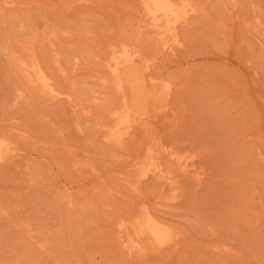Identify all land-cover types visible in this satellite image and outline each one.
Wrapping results in <instances>:
<instances>
[{
    "label": "rangeland",
    "instance_id": "rangeland-1",
    "mask_svg": "<svg viewBox=\"0 0 264 264\" xmlns=\"http://www.w3.org/2000/svg\"><path fill=\"white\" fill-rule=\"evenodd\" d=\"M188 1L171 53L140 0H0V133L17 148L0 164V264H264V0ZM126 43L171 91L118 141L106 61ZM31 56L60 96L27 82ZM150 135L168 178L141 176ZM144 209L174 239L129 254L117 224Z\"/></svg>",
    "mask_w": 264,
    "mask_h": 264
},
{
    "label": "bare ground",
    "instance_id": "bare-ground-1",
    "mask_svg": "<svg viewBox=\"0 0 264 264\" xmlns=\"http://www.w3.org/2000/svg\"><path fill=\"white\" fill-rule=\"evenodd\" d=\"M140 2L145 23L154 29L155 35L162 41L163 49L171 53L175 52L177 48L183 45L178 31L179 27L185 25L196 11L193 3L188 0H140ZM255 18L257 21L255 25H257L260 20L258 15H255ZM127 44L120 46L118 44V47L112 44L113 47L109 49V57L106 61L109 72L116 79V89L120 95L118 106L112 109V118L116 123L111 129V135L118 141L126 139L134 130L148 129L149 131L156 113V100L162 101L163 107H167L171 91L170 82L167 83L162 80L159 83H154L148 78L149 63L139 62V55L136 51L131 50V46L129 47ZM56 56L54 61L58 63ZM17 62L20 72L29 84L51 98H57L61 95L62 92L57 91L52 77L35 56H31L28 61L19 60ZM257 90L259 91V89ZM11 141L0 133V164L17 155V148L13 146V141ZM160 155L159 140L150 135L146 149V160L140 167L142 177L153 175L158 178H168L167 175H164ZM176 159L183 173L195 172L193 169L195 162L192 157L185 156ZM161 180L163 181V179ZM169 200L171 199L169 198ZM144 211L142 216L132 222L122 218L118 221V237L121 245L129 254L156 253L174 239L175 233L173 234L159 218H156L157 216H154L153 213L150 214L151 212H146L145 209Z\"/></svg>",
    "mask_w": 264,
    "mask_h": 264
}]
</instances>
